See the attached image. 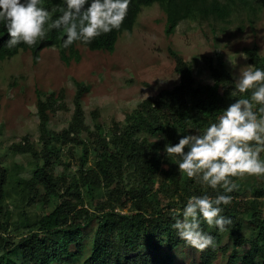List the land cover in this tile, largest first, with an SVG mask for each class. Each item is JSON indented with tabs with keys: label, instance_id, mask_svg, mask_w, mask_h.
Listing matches in <instances>:
<instances>
[{
	"label": "trees",
	"instance_id": "obj_1",
	"mask_svg": "<svg viewBox=\"0 0 264 264\" xmlns=\"http://www.w3.org/2000/svg\"><path fill=\"white\" fill-rule=\"evenodd\" d=\"M60 3L44 0L49 9ZM256 3L264 5V0H130L120 29L90 44L77 41L68 48L63 47L66 33L61 29L50 31L45 40L33 46L21 43L9 49L5 44L9 36L0 23V62L20 51H30L36 61L40 51L49 47L58 50L65 64L80 59L77 46L111 53L118 38L132 31L141 8L153 4L163 11L165 33L169 35L182 21L225 22L235 11L254 10ZM59 14L54 13L53 18ZM243 52L249 64L264 67V55L258 54L256 46ZM168 54L174 61L178 84L159 91L155 98L144 99L123 122H114L105 131L96 125L92 134L84 122L81 99L87 87L82 83L75 84L74 112L67 128L60 132L48 128V113L56 102L54 94L42 98L38 93L40 147L36 149L27 137L24 144L10 147L15 154L33 159L31 174L22 176V167L17 164L9 170L0 158V264H173L180 255L178 247L183 246L199 253V260L190 264H213L218 252L225 256L223 264H264V212L260 207L264 201H258L264 197V176L261 184L252 188L253 200L237 201L241 195L238 186L229 193L232 202L221 205L223 215L233 221L227 231L219 232L202 222L203 230L215 237L214 247L198 250L180 239L172 227L190 195H215L217 190L180 172L178 156L166 154L165 143H177L179 135L188 132L202 133L223 108L235 99L250 97L251 90H236L221 53L206 62L211 84L197 83L191 65L171 48ZM160 133L167 139H159ZM63 149L79 162L73 176L55 175ZM90 155L93 162L87 166ZM11 193L16 203L9 208ZM45 207L49 210L44 213ZM33 208L41 212L30 221ZM93 220V237L83 243V230ZM242 221L251 229L248 236L243 235ZM224 233L227 242L220 246ZM15 234L20 236L17 242L10 239Z\"/></svg>",
	"mask_w": 264,
	"mask_h": 264
},
{
	"label": "rangeland",
	"instance_id": "obj_2",
	"mask_svg": "<svg viewBox=\"0 0 264 264\" xmlns=\"http://www.w3.org/2000/svg\"><path fill=\"white\" fill-rule=\"evenodd\" d=\"M165 28V15L157 4H153L141 8L132 31L118 38L111 53L77 46L80 59L65 64L59 58L58 50L49 47L40 51L36 61H33L30 51H20L1 62L0 158L3 164L11 171L14 164L20 165L24 177L33 170V159L29 155L15 154L10 147L24 144L25 137L36 149L40 147L36 108L38 93L42 98L54 94L56 102L48 113V128L51 132H60L67 128L74 112L75 84L82 83L87 87L81 99L84 122L93 134L96 125L105 131L114 122H123L125 116L144 99L155 98L159 91L170 90L178 84L179 77L168 54L169 48L191 65L193 77L200 84L212 83L206 62L216 53L223 54L229 73L249 65L244 48L256 46L258 54L264 55V5L261 3H256L254 10L235 11L225 22L185 20L169 35ZM67 152L64 150L61 156L62 163L55 165V175L76 174L79 162ZM93 158V155L89 156L87 166L92 165ZM234 181L241 191L236 200L242 202L253 200L252 188L262 182L261 176L255 175L238 176ZM258 201L261 204L264 197ZM7 202L9 208L16 203L12 193ZM260 207L264 212V203ZM48 210L45 207L43 212ZM127 210L123 209L122 214ZM40 212L39 208H33L28 219H36ZM24 222L27 219L20 222L21 226ZM242 224L243 235L248 236L251 229H246L248 224L244 221ZM95 227L96 220H93L84 228L83 243L90 242ZM19 237L15 234L10 239L17 242ZM226 242L224 233L220 246ZM178 250L180 255L173 264H190L194 259L195 262L199 260V253L190 248L183 246ZM86 254L87 250L84 256ZM224 262L225 256L218 252L213 264Z\"/></svg>",
	"mask_w": 264,
	"mask_h": 264
},
{
	"label": "clouds",
	"instance_id": "obj_3",
	"mask_svg": "<svg viewBox=\"0 0 264 264\" xmlns=\"http://www.w3.org/2000/svg\"><path fill=\"white\" fill-rule=\"evenodd\" d=\"M129 4L130 0H61L49 9L44 0H0V23L9 36L5 41L9 49L21 43L33 46L50 31L61 29L66 33L63 47L68 48L77 41L90 44L120 29ZM56 12L60 14L53 18ZM230 75L236 90H251L250 97L229 103L202 133L179 135L177 131L178 142L164 146L166 154L178 156L180 172L217 190L215 195H190L172 224L179 238L198 250L216 243L215 237L203 230L202 222L219 232L227 231L233 222L221 207L232 202L229 193L237 188L232 177L264 176V67L249 64ZM159 139L167 137L160 133Z\"/></svg>",
	"mask_w": 264,
	"mask_h": 264
}]
</instances>
